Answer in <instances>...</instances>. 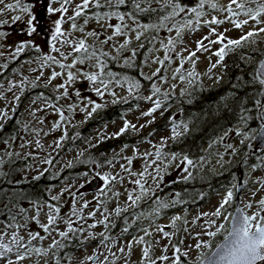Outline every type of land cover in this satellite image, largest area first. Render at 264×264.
Here are the masks:
<instances>
[{"label": "rangeland", "instance_id": "374dc122", "mask_svg": "<svg viewBox=\"0 0 264 264\" xmlns=\"http://www.w3.org/2000/svg\"><path fill=\"white\" fill-rule=\"evenodd\" d=\"M6 2H13V0H6ZM22 2H28V0H22ZM101 2L103 4V0ZM214 2L220 7H225L228 5L229 0H214ZM79 3L80 0H73L67 15L71 16L73 14L72 10ZM249 7H255V5L249 4ZM112 11L120 12L115 8H97L94 4L90 5L85 15L76 20L78 25L83 26V31L73 30L71 22L62 24V30L73 41H79L80 39L86 41L90 49L96 53V57L103 63V69L93 66L96 63L95 58L80 63L77 57L81 54L73 53L71 47L67 44L58 43L59 52L51 50L49 46L51 33L48 29L52 28L51 21L57 18L52 16L50 19L41 18L39 30L31 37L34 43L39 45V51L34 47L27 48L26 50H32L30 52L31 56L16 63L17 65L11 68L8 76L0 81V112H6L7 116L19 105V100L26 90L30 92L34 87H40L45 91L44 94L29 96L21 102L19 110L21 113L20 123L24 128L19 135L10 137L0 145L4 157L17 156L29 160V164L20 171V178L26 179L38 175L46 169L57 175L64 167L89 152L90 157L87 159H91L89 172H84L50 188L51 197L58 196L59 198L54 203L38 205L41 208L38 222L30 219V217L36 215L34 207L36 204H31L23 216L0 223V232L8 233L6 239H10L11 234L15 232L18 236L24 237L31 249L40 248L42 250L40 253L29 251L23 261H15L16 250L14 247L13 252L8 253L6 257L8 260H12L13 264H152L153 261L155 264H173L174 256L180 257L179 264H198V258L201 259L208 254L213 246L227 234L226 231L217 233L213 237L203 234L208 230L215 231V226H206L205 218L200 217V214L214 211L223 195L231 188L234 192L232 202L225 207L220 217H212L216 220V225L223 223L227 229L230 228V221L225 220L224 217L233 213L236 198H238L244 212L251 215L257 211V202L261 197H264V148H261L255 142V134L264 122L262 113L260 115L262 121L257 126H250L249 120H243L212 136L203 146L204 150L212 148L209 159L206 161L192 160L193 165L199 164L201 166L208 163L209 168L215 173L225 171L224 169L228 165L239 163L237 167L240 174L233 172L229 174L228 181L216 189L200 205L189 208L181 207L175 199L169 196L162 203L167 207L153 205L147 209L139 210V203L147 200L151 191L142 195V198L135 204L128 200V193H132L133 197L141 195L139 185L133 183L135 180H140L145 187L154 190L166 181L188 175L183 169L187 168L190 172L193 165L183 162L185 156L175 154V159H173V154L165 150V146L169 142L186 130V124L176 118V113L165 119L166 112L178 106L179 99H177V96L185 94L193 84L200 83L203 86H213L221 81L225 75L221 65L211 68V64L218 59L212 53L221 46L219 44H212L210 51L196 52L192 60H185L183 63L181 61L182 56H188V51L196 49V41L209 33L208 26L200 25L192 30L185 29L181 33L180 40L175 43V47L168 46L169 37L176 40L175 30H168L172 27V23L174 22L177 26H180L188 17L195 20L191 13H185L173 20L166 21L163 27H160L158 23L147 24L157 25V27H149L147 30L143 28L146 23L136 20L135 23L141 25L137 29L142 33L139 40L136 39L135 32L126 31L124 35L113 36V39L105 44L102 42L113 34V29L108 25H116L120 21L116 17L98 20L96 16ZM205 13L206 15L202 19H211L212 16H217L223 20L222 24L211 25V27L216 28L218 33L223 32L227 37L233 39L249 31L250 27H256L253 21H249V25L236 29L229 20H225L227 13L218 9L206 8ZM16 14L20 13L7 12L0 15V20L9 21L7 25L0 26V31L8 32L6 45H14L17 41L28 39L22 31L26 27L23 21L16 22L15 25L11 23V17ZM125 16L124 23L132 25L133 21L128 19L126 14ZM85 18L88 19L87 24H84ZM234 19L245 20L248 17L246 14L241 13ZM260 19L264 20V14L261 15ZM258 27H264V24H260ZM93 31L97 33L99 39L96 36L87 35L88 32ZM125 38L129 39V44L121 49L119 46L123 44ZM212 39L215 40L216 37L213 36ZM0 43H4V41H0ZM141 45H148L149 48L147 52L144 49L147 56L140 74L146 79H154L152 85L155 84L161 89L159 93H153L152 85L150 89L143 91H139L141 88L139 85L134 92H130L128 82L133 81V79L127 75L118 76L111 69H108V63L102 55V53H106L116 64L126 65L125 60L131 63L137 52H140L143 48ZM205 47H209L207 41H205ZM240 47L250 53L252 52L251 54H243V59L249 64L252 63L257 56L255 53L264 54V33H258L249 38L246 43L232 49L235 50ZM184 49H188V51H184ZM133 50H135L134 57L132 56ZM0 51L5 53L4 56L0 57L1 72L8 69L10 62L16 59H10L7 47L0 49ZM177 53L180 55H177ZM47 55L55 57L56 60L65 65H72V67L61 68L59 64L46 62L44 58ZM166 55L167 59H165ZM74 59L77 60L75 64H73ZM156 60H163L164 63L158 64ZM5 64L7 67L3 66ZM42 64L44 65L42 68L43 77L37 81ZM178 66L180 67L179 72H177ZM157 68H160L161 71L153 77L152 73ZM33 69H36V71H33ZM53 71L61 75L54 79L51 84H48V77ZM69 71L73 73L74 79L67 85L68 96H61L57 99L63 89L57 90L55 86L67 81ZM84 73H100V79L111 80L103 98L96 95L92 82L85 79ZM108 73H111L112 76L109 77ZM181 76H183L182 80L180 79ZM113 78H118L119 82ZM97 86H99V81H97ZM77 91L80 94L79 96L76 95ZM112 92L116 95H111ZM148 96H153L154 101L158 100L161 103V108L156 110L153 116L142 115L143 112L153 107V102L145 99ZM15 97H19V100H16ZM90 100L102 105L91 117H97L99 120L88 131L79 134L81 127L85 126L87 121L91 119L85 121L86 112L81 110L83 105L89 104ZM113 100H116V103H113ZM124 101L129 104L125 106L120 116L110 120L99 118L106 108ZM69 105L72 107L70 108ZM57 108L63 111L65 116L63 120L60 119L56 111ZM36 109L42 110L35 111L34 114ZM260 109H263V107ZM87 111H91V107ZM4 120L5 118L0 116V124ZM41 120L43 123L40 122ZM125 120L136 125L135 130L129 128L126 138L136 136L137 140L111 149H104L105 141L112 139V134L123 126ZM148 121L153 122L148 123ZM57 122L59 127L54 128L53 125ZM140 125L145 126L141 128ZM173 131L178 135L174 137ZM150 133L151 135H149ZM226 133L227 135H225ZM101 136L106 138L102 142H98ZM61 137L63 139L60 140V146L56 147V141ZM162 137L163 140H161ZM241 140L245 142L241 144ZM229 144L237 149L235 154L227 148ZM65 145L68 148H64ZM125 145L128 147L125 148ZM157 149L161 153L159 157L155 155ZM145 153L151 155L145 158ZM250 155L253 157L251 163L248 162ZM129 157L131 158V164H128L126 159ZM45 161H51V163H45ZM106 161H112V163H106ZM149 161H155L156 165L159 166L160 178L158 180L152 178L156 175V165L147 166ZM121 164H124L128 171L121 169ZM97 172L102 174L119 173L122 180H117L115 183L108 185L107 190L101 195V189L105 186L99 178H94ZM142 172L145 173L143 176L140 175ZM239 186L241 189L237 192ZM70 193H76L74 197L76 201L75 208H73V196ZM85 201L88 202V206L82 208ZM250 202L253 206L245 208V205ZM49 204L57 205L60 211L59 213H53L57 216L56 223L51 226L48 232H45L40 225L47 223L49 209L46 205ZM116 209L120 210L119 215L116 214ZM164 209L170 210L164 211ZM73 211L76 212L75 216H73ZM91 212H95V215L89 216L88 214ZM120 215L124 217L126 227L119 232L111 233L113 229L110 226L115 223ZM176 216H180L181 220H177L173 225V218ZM105 217H107L106 220ZM197 217H200V219L193 224L192 221ZM68 218H71L73 222L72 231L68 230L65 223ZM101 220H104V223H97ZM185 220H187V224L184 223ZM94 223L96 224L94 228L88 227V225ZM158 227H163L165 231L169 232L170 238L163 237V234L156 230ZM81 228L83 231H80ZM145 229L151 232L150 236H145ZM59 230L68 233L67 236H59ZM30 232H39L44 239L29 241ZM196 233H201L199 238L196 237ZM77 235H79L78 240L82 242V246L69 254H63L61 251L64 247L60 245L62 241L66 238L72 239ZM142 236H144V242H137ZM54 240L60 246L53 244ZM198 240L206 242L209 246L196 248L195 244ZM129 242H131L130 249ZM149 245H151L149 256L143 257V249ZM172 245H177L181 252L174 253ZM121 249H124V251H121ZM184 252L188 254L184 255ZM161 255H166L169 259L161 261L158 259ZM89 256L93 257L91 261L87 259ZM0 264H4V261L0 260Z\"/></svg>", "mask_w": 264, "mask_h": 264}, {"label": "snow or ice", "instance_id": "6c2138e0", "mask_svg": "<svg viewBox=\"0 0 264 264\" xmlns=\"http://www.w3.org/2000/svg\"><path fill=\"white\" fill-rule=\"evenodd\" d=\"M129 0H103V4L101 0H80L79 4H76L75 8L72 10L73 14L71 16L67 15L70 10V5L73 3V0H28V2H22V0H13V2H6V0H0V15H4L7 12H18L20 14L13 15L11 17V23L15 25L16 22L23 21L26 25L22 31L24 34L28 37L26 40H20L15 42L14 45H6V37L8 35L7 31H0V41H4V43H0V49H5L7 47V50L10 53V59H16L21 53H23L27 48L34 47L37 51H39V45H36L34 41L31 39V37L36 34V32L39 30L40 27V19H50L52 16H56L57 18L52 23V28L48 29V31L51 33L49 37V46L52 51H60V48L57 47V44H67L71 47L73 53L81 54L78 55L77 59L80 63H84L87 60L96 59V63L93 66L99 67L103 69L104 65L99 60V58L96 57V53L90 49V47L86 44V41L84 39H80L79 41H73V39L62 30V24L71 22V28L73 30H79L83 31V26H80L76 23L77 18L81 17L82 15H85L86 10L89 8L90 5H95V7H108V8H114L117 5L123 6L126 3H128ZM164 4L166 5L165 11L167 12V15H163L158 18V24L160 27H163L165 25L166 21L173 20L175 17L180 16L185 13H191L195 20H193L192 17L186 18L183 23L180 26H177L174 22L172 23V27H170L168 30L176 32V40H173L171 37H169L167 44L168 46L175 47V43L180 40L181 33L183 30H192L194 27L198 28L200 25L208 26L209 27V33L203 37H201L200 40L196 41V49L193 51H188V49H184V51H188L187 57H181L182 63L185 60H192V58L196 55V52L198 51H210L212 44H219L221 45L218 49L213 51V55L218 57L215 63L211 64V68H215L218 65H221V62L225 59V53L226 51H230L233 47L241 46L242 44L246 43L249 38L254 37L258 33H264V27H258L260 24H264V20H261L260 17L262 14H264V0H229V3L225 7H220L217 5V3L214 2V0H196V3L194 5H189L187 7L182 6L181 0H131L132 7L135 9L134 12L127 13V18L131 19L133 21L132 25L125 24V14H122L117 11H112L109 13H103V15H97L96 18L98 20L100 19H110L111 17H116L120 23L116 25L109 24L108 26L113 29L112 36H108L102 43H108L113 39V36L116 35H124L126 31H131L136 33V39L139 40L142 33L140 31H137L138 28L141 27V25L135 23L136 21V13L137 12H145V11H152V4ZM145 4L148 6L145 7ZM249 4L255 5V7H249ZM58 5V6H54ZM235 6V7H233ZM210 8L213 10H219L222 12L227 13L225 16V20H229L233 24V27L236 29H240L245 25H249V21H253L256 25V27H250L249 31L246 33H242V35L238 38H231L227 37L225 33L220 32L218 33L216 28L211 27V25H220L224 21L219 19L217 16H212L211 19H202L206 15L205 9ZM241 13H244L247 15L248 19L245 20H237L234 19L235 17H238ZM9 23L8 20H0V26L7 25ZM88 23V19L85 18L84 24ZM149 27H157V25H143V28L147 30ZM88 36H96L97 39H99L97 33L88 32ZM215 36L216 39L213 40L212 37ZM205 41H207L209 47H205ZM129 44V39L125 38L123 44H121L119 47L123 49ZM164 45L162 44V47ZM143 47V45H141ZM4 51H0V57L4 56ZM63 55V54H62ZM71 55V53H69ZM102 55H107L106 53H102ZM177 55H180L177 53ZM132 56H135V50H133ZM167 55L165 56V59H167ZM44 60L50 61L55 64H59L61 68H70L72 65H65L61 63L60 61L56 60L55 57L51 55L45 56ZM77 60H73V64H75ZM129 63L128 60H125V64L127 65ZM156 63L163 64V60H156ZM4 67H7V65H3ZM43 64L41 65L40 74L37 76V81H39L43 77ZM33 71H36V69H33ZM161 71L160 68H157L155 72L152 73V76L155 77L157 74ZM180 71V67L178 66L177 72ZM61 74L53 71L51 75L48 77V84H51V82L59 77ZM191 75V73H190ZM85 79L92 82L93 90L95 91L96 95L103 98L105 96L106 91L108 90L109 84L111 83V80H103L100 79V73H84ZM108 76L111 77L112 74L108 73ZM255 78L259 81V84L261 86H264V62H261L260 65L256 68V76ZM74 75L71 71L67 73V81L56 85L55 87L57 90L63 89V92L60 93L59 96H57V99H59L61 96H68L67 91V85L73 81ZM116 79L117 82L118 78ZM163 79V78H161ZM180 79H183V76L180 77ZM97 81H99V86H97ZM23 83V82H21ZM128 90L130 92H134L139 87L138 81H129L128 82ZM153 93H159L161 91L160 88H158L155 84L152 85ZM77 96H79V92L76 93ZM111 95L115 96L116 94L114 92L111 93ZM16 100H19V97H15ZM149 102H153V107L149 108L146 112H143V116H153V113L161 108V103L158 100L153 99V96H148L145 98ZM113 103H116V100L112 101ZM258 105L260 104V101L256 102ZM71 108L72 106L69 105ZM91 107V111H87V109ZM102 105L95 102V101H89V104L83 105L81 108L82 111L86 112L85 121L87 119L91 118L93 114L101 108ZM42 109H36L35 111H39ZM57 113L60 116V119L63 120L65 118L64 113L61 109H56ZM0 116H3L5 119H8L6 112H0ZM262 119H264V114H262ZM154 121V117H153ZM153 121H148V123H151ZM43 123V121H40ZM145 125H140L141 128H143ZM4 127L3 124H0V128ZM54 128L59 127V123H54ZM129 128L135 130L136 125L130 124L129 121L125 120L123 126L116 132L112 134V138H118L119 136L125 134ZM151 135V133L149 134ZM178 135L175 131H173V136L175 137ZM227 135V133L225 134ZM259 135L261 136L262 140H264V124H261V130L259 132ZM106 137L101 136L98 140V142H102L103 139ZM63 137H61L59 140L56 141V147L60 146V140H62ZM164 138L162 137L161 140ZM245 141L241 140L240 143L243 144ZM95 146V145H93ZM125 148L128 147L127 145L124 146ZM227 148L232 151L233 154L236 153L237 149L229 144L227 145ZM123 151V149H121ZM136 151V149H134ZM11 155V153H9ZM150 153H145L144 156L147 158L150 156ZM155 155L159 157L161 155L159 149L156 150ZM128 161V164H131V158H126ZM173 159H175V154H173ZM183 162H186L188 165H193V162L191 159H189L187 156L183 157ZM219 162V161H218ZM0 163H3L2 160H0ZM45 163H51V161H45ZM106 163H112V161H106ZM156 165L155 161H149L147 166ZM99 166V165H97ZM194 166V165H193ZM121 169L124 171H128V169L125 167L124 164L120 165ZM179 167V165H178ZM255 168V166H254ZM188 175L184 176L183 179L187 180L191 177V173L188 172L187 168L183 169ZM156 175L152 178L154 180H158L160 178V169L159 166L156 165L155 167ZM145 173H140L141 176H143ZM38 178V177H34ZM94 178H99L104 188L101 189V195L105 190H107V186L111 183H115L117 180H122V177L119 173H95ZM91 183V181H89ZM136 185H139L141 189V195H137L133 197L132 193H128V200L132 201L133 204H135L137 201H139L142 198V195L149 193L151 189L145 187L144 184L141 183L140 180L133 181ZM82 187V186H81ZM0 194L3 193V190H0ZM70 195L73 196V208H75L76 201H75V195L76 193H70ZM234 192L230 188L226 191V193L223 195L222 199L219 201L218 206L215 207L214 211L212 212H202L200 214V217L205 218V225L208 227L215 226V231H205L203 234L213 237L216 236L217 233H220L222 231H226L225 236V242L223 244H218L216 246V251L212 254L208 255L207 257L200 259L198 258V264H256L257 261H264V197H261V199L257 202L258 208L257 211L253 212L251 215H247L244 213V211L240 208H237L236 211L231 214L230 216H225L224 219L230 221L231 227L226 229L225 224L221 223L219 225H216V220L212 219V217H220L225 209V207L230 204L233 200ZM58 196H53L52 200H57ZM174 203V202H173ZM88 202L85 201L82 205V208L87 207ZM253 205L252 203H248L245 205V208H251ZM14 207V205H13ZM35 211L36 215L30 217L33 221L39 220V214L41 211L40 206L36 205ZM48 207L49 211L47 214V223H43L40 225V227L45 231L48 232L51 228V226L55 225L57 216L53 215V213H59L60 209L57 205H46ZM161 207H167V205L162 204ZM116 214L119 215V209H116ZM27 210L21 208L19 210V214H26ZM76 215V212L73 211V216ZM89 216L95 215V212H91L88 214ZM200 217H197L192 221L193 224L197 222V220L200 219ZM13 220L16 219V217H12ZM107 217H105V220ZM177 220H181L180 216H176L173 218V225H175V222ZM66 226L69 231L73 230V222L71 218H68L66 221ZM97 223H104V220L97 221ZM185 224H187V220L184 221ZM96 224L88 225L90 228H94ZM158 232L163 234V237L170 238V233L165 231L163 227H158L156 229ZM80 231H83L81 228ZM187 231V229H185ZM59 236L64 237L67 236L68 233H66L63 230H59ZM145 236H150L151 232H149L147 229L144 230ZM103 235V234H101ZM201 233H196V237L199 238ZM8 237L7 232H0V260L4 261V264H13L12 260L6 259L8 253H12L13 249L15 247V261H23L29 251H35L36 253H40L42 250L40 248L31 249L28 242L24 240V237L18 236L15 232L11 234L10 239H6ZM37 239H44L40 235L39 232L36 233H29V241H35ZM106 239V238H105ZM103 242V241H102ZM139 243L144 242V236L140 237L137 241ZM53 244H56L57 246H60L57 244V242L54 240ZM129 249L131 248V242H129ZM208 247L209 245L206 242L199 241L195 244L196 248L201 247ZM151 245L145 247L143 249V257L149 256V248ZM174 253H180L181 249L177 245H172ZM121 251H124V249H121ZM184 255H187V252L183 253ZM89 261L93 259L92 256H89L87 258ZM161 261H167L169 259L166 255H161L158 257ZM179 256H174L173 258V264H179ZM152 264H155L153 261Z\"/></svg>", "mask_w": 264, "mask_h": 264}, {"label": "trees", "instance_id": "16d2710c", "mask_svg": "<svg viewBox=\"0 0 264 264\" xmlns=\"http://www.w3.org/2000/svg\"><path fill=\"white\" fill-rule=\"evenodd\" d=\"M195 3L196 0H181L182 6L185 7ZM147 6L145 4V7ZM151 7L152 11L137 12L136 20L141 23L155 24L158 23L159 17L167 15L165 11L166 5L153 3ZM114 8L126 15L135 11L131 0L123 6L117 5ZM147 36L149 37L150 34ZM148 48V45H143L141 51L137 52L131 63L127 65L116 64L111 57L104 55L108 63V69H111L118 76L127 75L134 81H138L141 86L139 91L150 89L154 79H146L140 74L147 56L144 49L147 52ZM241 48L232 49L225 53V59L222 61L221 66L225 76L216 85L203 86L200 83H195L185 94L177 96V99H179L178 106L173 110L167 111L165 119L176 113V118L186 124V130L165 146L167 152L184 155L191 160L206 161L209 159L212 148L204 150L203 146L212 136L243 120H249L250 126L260 124L262 121L260 115L264 114V101H262L264 86L259 84L255 76L257 64L264 57V54L255 53L257 54L255 60L249 64L243 59V54H249L250 52ZM30 52L32 50H26L15 61L10 62V67L0 72V81L8 76L11 68L17 65L16 63L29 58L31 56ZM44 93V89L40 87H34L30 92L26 90L23 93L19 100V105L8 116L9 118L1 123L4 127L0 128V145L5 143L10 137L19 135L24 128L20 123L21 113L19 110L21 102L29 96ZM257 101H260L259 105L256 103ZM128 104V102L124 101L106 108L99 118L110 120L118 117ZM261 107L263 109H260ZM98 120L97 117L88 120L87 124L81 127L79 134L88 131L98 123ZM126 134H128V131L118 138L107 139L104 149H111L137 140L136 136L126 138ZM64 148H68V146L65 145ZM88 157H90V152L64 167L57 175L46 169L38 175L22 179L19 177V173L29 164V160L17 156L4 157L2 150H0V160L3 161V163H0V190L6 193V195L0 194V223L7 222L14 216H23L24 214H19V210L21 208L27 210L31 204L54 203L55 201L52 200L49 192L50 188L84 172H89L91 159L88 160ZM248 162H253L252 155L248 157ZM238 164L237 162L236 164L228 165L224 169L225 171L221 173L212 171L208 163H204L201 166L194 164L189 172L191 173L189 179L178 178L159 185L156 189L151 190L147 200L139 203V210L147 209L153 205L161 206L169 196L175 199L176 203L181 207L189 208L200 205L216 189L228 181L229 174L232 172L240 174V170L237 167ZM168 210L170 209H164V211ZM123 218L120 215L115 223L110 226L113 229L111 233L119 232L126 227ZM78 237L79 235L72 239L66 238L63 240L60 244L64 247L61 252L69 254L80 248L82 242H79ZM257 264H264V261Z\"/></svg>", "mask_w": 264, "mask_h": 264}, {"label": "water", "instance_id": "95a60500", "mask_svg": "<svg viewBox=\"0 0 264 264\" xmlns=\"http://www.w3.org/2000/svg\"><path fill=\"white\" fill-rule=\"evenodd\" d=\"M261 62H264V57L258 62V64H257V67L260 65V63ZM256 67V68H257ZM262 101H264V94H263V96H262ZM263 124H264V122H263ZM260 130H261V128L257 131V133L255 134V142H256V144L258 145V146H260L261 148H264V140H262V138H261V136L259 135V132H260ZM240 189H241V187L239 186L238 188H237V192H239L240 191ZM235 208H234V211H233V213L236 211V209L237 208H240V209H242V207L240 206V204H239V200H238V198H236L235 199ZM243 210V209H242ZM244 211V210H243ZM232 213V214H233ZM245 213V212H244ZM246 214V213H245ZM230 227H231V223H230ZM225 236L226 235H224L214 246H213V248L211 249V251L208 253V254H206L205 256H203L201 259H203V258H205V257H207L208 255H210V254H212L213 252H215L216 251V246L218 245V244H223L224 242H225ZM259 262H261V261H257L256 262V264L257 263H259Z\"/></svg>", "mask_w": 264, "mask_h": 264}]
</instances>
